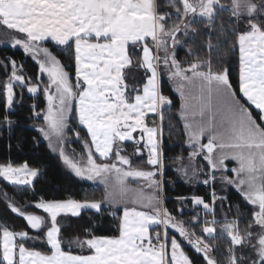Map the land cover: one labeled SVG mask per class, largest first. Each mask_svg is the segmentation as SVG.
Here are the masks:
<instances>
[{"label": "snow or ice", "instance_id": "1", "mask_svg": "<svg viewBox=\"0 0 264 264\" xmlns=\"http://www.w3.org/2000/svg\"><path fill=\"white\" fill-rule=\"evenodd\" d=\"M196 24L217 32L203 56L197 54L205 44H195ZM0 29V43L10 42L38 65L33 80L23 64L0 60L7 77L0 81L3 123L13 124L8 113L22 102L23 90L34 97L42 92L46 107L36 111L31 105L35 117L43 114L38 132L75 176L104 185L100 199L41 196L23 205L0 190V201L27 229L0 221V264H194L184 242L205 264H264V0H0ZM220 48L213 58L212 50ZM73 65L74 78L68 70ZM132 67L143 70L142 78L127 71ZM162 76L179 94L189 149L187 156L182 151L172 157L175 171L185 183L210 188V202L200 195L176 197L202 209L187 222L163 206L161 195L165 112L173 105L163 94ZM167 127L171 135L175 125L169 121ZM69 133L80 152L66 148ZM125 142L134 146L132 153L123 154ZM145 150L150 170L133 163ZM40 174L27 161L0 162V179L19 193L35 196ZM217 182L221 191L232 186L244 207L228 203L225 210L228 197L217 193ZM105 205L117 235H96L91 220L82 236L64 235L70 217L89 209L99 214ZM186 223L200 226V234Z\"/></svg>", "mask_w": 264, "mask_h": 264}, {"label": "trees", "instance_id": "2", "mask_svg": "<svg viewBox=\"0 0 264 264\" xmlns=\"http://www.w3.org/2000/svg\"><path fill=\"white\" fill-rule=\"evenodd\" d=\"M158 3L164 5L165 0H158ZM166 10V9H162ZM198 29V36L196 37L195 44L200 45L205 44L203 48L198 50L199 55H205L208 51L206 47V41L209 37H212L213 44L216 43L215 36L217 32L210 31L209 29L204 28L201 24L194 25ZM192 41H189L191 44ZM45 46L50 47L54 54L58 55V58L64 63H68L69 59L67 54L59 52L54 46L53 43H46ZM188 45H185L184 48L179 49L178 58H183L186 53ZM224 49H213L212 56L215 58L218 52H223ZM5 57H11L16 60L18 64H23L24 71L27 75L31 76L35 80L38 73V65L33 61V59L23 53V50L20 48H12L10 45L0 46V60ZM215 66V59H214ZM236 58L233 56L230 60V64H235ZM74 78V65L72 68L68 69ZM131 74L135 75L139 80L143 76L142 69H136L132 67L128 69ZM11 67L8 68V73L10 74ZM7 79L5 75V70L0 67V81ZM43 80L46 82L45 77ZM162 82V91L164 95L169 96L173 100V105L171 108L165 112V131H164V148L167 159L165 163L169 160L172 161V157L180 155L183 151V154L187 156L188 148L187 145L183 143L186 136L183 133V122L179 119V106L180 98L178 94L174 91L170 82L165 76L161 77ZM128 83H133L131 79L128 80ZM20 92V89L17 88V93ZM23 99L22 102L16 103L14 108L8 113V118L13 121V124L7 126L3 123L5 115V106L2 100H0V162H4L8 159H11L16 164L23 163L27 161L30 166L40 169V176L35 180L34 186L36 190V195L33 196L30 192L19 193L15 186L9 185L7 182L0 179V190L6 192L9 197L14 198L17 203L23 205L24 200H31L33 203L39 199V197H44L45 199H66L72 197L78 200H83L85 198L89 199H100L104 193V186L98 183H93L81 179L68 169L64 164L58 153L53 152L46 140L38 132L36 125L43 124L42 114L40 117H35L33 115V110L31 105L35 103L37 105L36 111H40L45 108L46 99L42 92L37 94L35 97L33 94H30L23 90ZM17 100H20L19 94L17 95ZM175 125V131L169 135L168 132V123ZM86 130H81V135L84 136ZM69 140L68 143L72 149L76 151H81V144L79 141H75L72 133L68 134ZM126 151L134 148L131 142H125L124 145ZM125 151V152H126ZM146 161V154L142 157H135L133 159L134 165L144 164ZM165 184L163 186V205L167 207L169 212L181 220L188 221L190 216L194 215V212H180L178 210L179 203L176 200V197L188 196V195H200L205 198L206 201L210 202L209 197V187L200 184L197 186L188 185L177 177V174L171 168L165 169L164 176ZM222 194L228 197V201L225 205V210H227V204H241L243 208L244 205L241 202V197L239 193L233 188L228 187L226 191H223ZM7 201H0V221L7 224L9 227H14L16 230L26 229V221L18 217V215L13 214L6 207ZM105 211L97 213L95 210H82V214L79 218L70 217L68 223L71 227L64 230V235H81L85 228L91 226L89 221L96 224L97 227L94 229L96 235H117L118 233L115 230L116 222L115 220L108 215L107 205L104 206ZM29 211L35 213H42L41 210H36L34 208H29ZM220 209H217V217L219 216ZM120 214V213H118ZM188 219V220H186ZM193 229H197L198 225L196 224H185ZM190 228V229H191ZM199 235L200 230L196 231ZM30 234H34V230H30ZM182 240L181 238H178ZM221 249L227 245V240L223 239L219 241ZM186 253L194 260V264H205L202 255L196 254L194 249L186 244L185 242L182 245ZM39 247V246H37ZM217 255L218 259H222L219 253H214Z\"/></svg>", "mask_w": 264, "mask_h": 264}, {"label": "rangeland", "instance_id": "3", "mask_svg": "<svg viewBox=\"0 0 264 264\" xmlns=\"http://www.w3.org/2000/svg\"><path fill=\"white\" fill-rule=\"evenodd\" d=\"M10 43V42H9ZM2 45H5V44H3V43H0V46H2ZM7 45H10V44H7ZM11 46V45H10ZM44 77H45V79L47 80V77H46V74L44 75ZM166 77V76H165ZM167 78V77H166ZM172 86V85H171ZM174 89V88H173ZM179 96V95H178ZM180 98V97H179ZM45 107H46V105H45ZM42 116H43V114H42ZM183 122V121H182ZM43 137V136H42ZM46 142H47V144H48V141L46 140ZM66 148L70 151V149H72L71 147H70V145H69V143L67 142V144H66ZM52 150V149H51ZM133 150H134V148H131V149H129V150H127L125 153H123V154H130V153H132L133 152ZM78 152V151H77ZM55 153H57V152H55ZM146 153H145V151H144V154L143 155H145ZM135 157H132V159H134ZM226 164L228 165V167L229 168H231V167H233V166H235V162L234 161H226ZM165 165H166V167H165V169H167V168H171L172 170H174L175 171V165L173 164V160L171 161V160H169V161H167L166 163H165ZM134 166H140V167H144L146 170H150V168H148V166L144 163V164H139V165H134ZM176 172V171H175ZM176 174H177V177L179 178V179H181V177L179 176V174L176 172ZM228 175H232V173L231 172H229L228 173ZM159 178V177H158ZM201 179H203V177H201ZM182 181H183V179H181ZM92 182V181H91ZM184 182V181H183ZM93 183H98V184H101V183H99L98 181L97 182H93ZM186 184H188V183H186ZM200 184H203V183H196V182H193V183H191V184H188V185H192V186H197V185H200ZM102 186H104L103 184H101ZM130 185L132 186V187H138V186H140L139 184H137L136 182H134V181H130ZM207 186V185H206ZM228 187H230V186H228ZM232 187V186H231ZM216 189H217V193L219 194V195H224V194H222V192L223 191H221L220 190V184H219V182H217V184H216ZM147 191V190H146ZM208 192H210V188H209V191ZM161 195L164 197V195H163V191H162V193H161ZM190 196H192V195H188V196H185V197H190ZM164 200V199H163ZM178 202V201H177ZM179 203V202H178ZM164 206V205H163ZM183 209V211L182 212H184V211H188V212H194V215L197 213V212H201V214L203 215V213H202V209L201 208H196V207H194L192 204H191V202L190 201H186L183 205H181L180 203H179V205H178V210L180 211V209ZM41 212H42V210H41ZM181 212V211H180ZM36 214H43V213H36ZM193 216V215H192ZM192 216H190V218H189V220L191 219V217ZM174 217H176V216H174ZM218 219L220 218V217H217ZM176 219L177 220H181L180 218H178V217H176ZM208 219H211V216H209L208 217ZM186 220H188V219H186ZM188 220V221H189ZM186 224H188V223H186ZM193 224H195V223H193ZM185 227H188V228H191V227H189V226H187V225H185ZM191 229H193V228H191ZM193 230H195V231H198V230H200V226H198L197 227V229H193ZM169 233L170 234H172V235H176L177 236V238H181L182 240H183V238L182 237H179V234H178V232H176V230H174V229H171V228H169ZM186 243V242H185ZM187 244V243H186ZM190 246V245H189Z\"/></svg>", "mask_w": 264, "mask_h": 264}, {"label": "crops", "instance_id": "4", "mask_svg": "<svg viewBox=\"0 0 264 264\" xmlns=\"http://www.w3.org/2000/svg\"><path fill=\"white\" fill-rule=\"evenodd\" d=\"M4 30L3 29H0V32H3ZM0 39H2V38H0ZM8 44H10V43H8ZM5 45H7V44H5ZM178 94V93H177ZM179 95V94H178ZM145 153H146V150H145ZM146 159H147V153H146ZM85 254H87V253H85Z\"/></svg>", "mask_w": 264, "mask_h": 264}]
</instances>
